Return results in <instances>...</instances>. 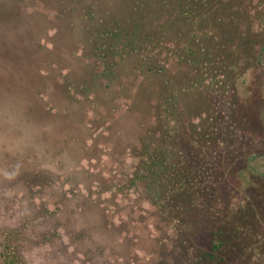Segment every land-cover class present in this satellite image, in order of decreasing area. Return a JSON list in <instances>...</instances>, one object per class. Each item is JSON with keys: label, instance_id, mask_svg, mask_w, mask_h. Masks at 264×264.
<instances>
[{"label": "rangeland", "instance_id": "rangeland-1", "mask_svg": "<svg viewBox=\"0 0 264 264\" xmlns=\"http://www.w3.org/2000/svg\"><path fill=\"white\" fill-rule=\"evenodd\" d=\"M24 125L0 264H264V0H0V135Z\"/></svg>", "mask_w": 264, "mask_h": 264}, {"label": "clouds", "instance_id": "clouds-1", "mask_svg": "<svg viewBox=\"0 0 264 264\" xmlns=\"http://www.w3.org/2000/svg\"><path fill=\"white\" fill-rule=\"evenodd\" d=\"M19 135L14 139H9L7 136L0 135V143L5 146V152L9 153L10 156L16 157L17 154L21 156L23 153L30 148H35L40 150V145L36 144L35 138L37 132L31 126H20L16 129ZM23 168V163L20 158L14 160V162H9L6 165L0 166V177L5 181H13L20 174ZM6 195H13L12 192H7ZM39 249H35L31 252L25 251L23 253V258L25 264H48L46 260L42 257L37 256Z\"/></svg>", "mask_w": 264, "mask_h": 264}, {"label": "trees", "instance_id": "trees-1", "mask_svg": "<svg viewBox=\"0 0 264 264\" xmlns=\"http://www.w3.org/2000/svg\"><path fill=\"white\" fill-rule=\"evenodd\" d=\"M135 27H138V23H135ZM159 70L160 68H158L157 72ZM3 256H5V261L7 262V264H21V256L17 251H13L11 254ZM8 258H10L11 260H9Z\"/></svg>", "mask_w": 264, "mask_h": 264}, {"label": "flooded vegetation", "instance_id": "flooded-vegetation-1", "mask_svg": "<svg viewBox=\"0 0 264 264\" xmlns=\"http://www.w3.org/2000/svg\"><path fill=\"white\" fill-rule=\"evenodd\" d=\"M247 165H248L249 168H251L253 171H254V170L257 171V170L255 169V167H254L250 162H247ZM246 169H248V167H247V168H243V170H242L241 173H240V176H241L242 178H245V176L243 175V172H244ZM262 176H264V173H262ZM247 183H248V184H251V185L254 184L251 180H249Z\"/></svg>", "mask_w": 264, "mask_h": 264}]
</instances>
